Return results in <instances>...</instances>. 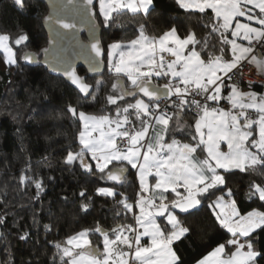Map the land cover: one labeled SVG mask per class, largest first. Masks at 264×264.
<instances>
[{
	"label": "snow or ice",
	"instance_id": "obj_1",
	"mask_svg": "<svg viewBox=\"0 0 264 264\" xmlns=\"http://www.w3.org/2000/svg\"><path fill=\"white\" fill-rule=\"evenodd\" d=\"M84 2L91 15L94 0ZM175 3L188 14L187 21L195 19L218 34L224 45L219 54L209 51L205 58L207 40L198 39L195 31L181 36L173 26L161 35H149L144 24H140L135 38L111 42L106 49L95 39L93 31L91 54L87 55L82 45V51L76 54L77 59H86L92 72L106 57L115 77L111 88L116 94L107 98L115 106V115L87 114L69 105L67 111L80 123V148L69 151L64 162L68 166L78 163L85 173L92 174L90 156L95 171L102 174L101 179L113 182L111 186L97 188L98 196L116 199L117 185L134 187L129 181L130 170H135L139 190L133 197L121 193L122 198L117 200L125 215L132 214L133 222H117L110 230L97 225L70 236L63 244L56 243L61 264H183L174 245L186 239L190 229L185 226L187 216L181 214L195 215L194 210H200L205 199L218 191L223 193L230 175L236 171L264 174V95L251 90V84L246 91L240 87L245 63L264 76V52L256 51L257 47L264 49V0ZM15 4L22 5V0H15ZM153 4L154 0H99L100 27L111 30L124 13L148 15ZM239 17L247 22H240ZM96 19L93 17V30L97 27ZM44 22L59 24L65 30L75 27L51 16ZM27 39L20 35L15 43L21 45ZM64 39V33L57 31L48 40V47L42 49L44 63L87 96L93 86L78 75L70 59L55 54L58 41ZM8 40L7 35H0V49L6 57L12 55ZM49 53H53L51 60L47 59ZM23 58L34 60L27 53ZM49 84L52 88L61 87L64 80L52 79ZM99 86L97 81L96 87ZM221 101L230 107L226 110ZM191 113H195L194 132L193 125L180 122L182 114ZM185 128L189 130L177 139L175 133ZM189 136L191 139L187 140ZM200 152L206 155L201 158ZM28 179L31 178L20 177L21 182ZM33 183L39 197L44 191L42 183ZM249 188V198L258 197L264 202V186L251 183ZM79 195L91 201L84 191ZM232 196L229 189L208 204L219 227L231 238L219 243L197 264L264 261V249L258 246V238L264 233V212L242 215ZM90 207L89 202H81L82 212H88ZM44 228L51 231L49 225ZM92 233L102 237V251L92 246ZM20 239L27 241L30 237L25 232Z\"/></svg>",
	"mask_w": 264,
	"mask_h": 264
},
{
	"label": "trees",
	"instance_id": "obj_2",
	"mask_svg": "<svg viewBox=\"0 0 264 264\" xmlns=\"http://www.w3.org/2000/svg\"><path fill=\"white\" fill-rule=\"evenodd\" d=\"M94 10L100 27L102 18L96 4ZM45 14L46 7L35 0H24L22 8L14 5L12 0H0V35L9 37L15 61L7 63L0 51V264H61L56 243L63 244L70 236L97 225L110 230L117 222H130L129 214H124L117 200L122 198L121 193L133 197L136 191L134 175L130 171L129 181L134 187L127 184L116 187V199L98 196L97 188L111 184L101 179L102 174L95 171L92 163V174L85 173L78 163L74 166L65 164L68 152L80 148L78 134L81 130L79 121L67 111L68 106L87 114L114 115L115 106L109 104L107 98L116 94L111 88L115 77L109 71L105 57L104 74L96 79L86 78L93 85V91L83 99L65 82L61 87L52 88L49 81L61 78L49 75L43 66L25 65V53L31 52L39 58L46 46L41 25ZM187 15L175 0H154L148 15L124 13L111 30L100 27V41L106 49L111 42L135 38L140 24L145 25L149 35L157 36L175 26L181 36L195 31L198 39L207 40L205 58L209 51L219 54L224 45L218 34L195 19L187 21ZM193 15L199 16L198 13ZM20 35H26L28 39L17 45L15 40ZM197 47L199 50L200 46ZM78 74L86 73L79 69ZM97 81L100 82L99 88L96 87ZM117 103L123 104V101ZM182 118L187 125H192L194 116L182 114ZM190 139L189 136L187 140ZM21 175L31 179L21 182ZM34 180H39L44 188L39 197ZM251 183L264 186V174L236 171L230 175L223 193L218 191L205 199L201 209L194 210L195 215L181 214L187 216L185 226L190 229L187 238L174 245L183 264H194L219 243L231 238L219 227L208 207L215 196L231 189L232 198L242 215L254 210L264 212V202L248 196ZM81 191L91 197V201L80 197ZM82 201L91 204L86 213L81 211ZM117 212L122 215L117 216ZM44 225H49L51 231H46ZM25 232L30 237L27 241L20 239ZM89 239L92 246L101 249L102 237L92 233ZM258 246L264 249V233L258 238Z\"/></svg>",
	"mask_w": 264,
	"mask_h": 264
},
{
	"label": "water",
	"instance_id": "obj_3",
	"mask_svg": "<svg viewBox=\"0 0 264 264\" xmlns=\"http://www.w3.org/2000/svg\"><path fill=\"white\" fill-rule=\"evenodd\" d=\"M23 1L22 5H16L15 0H12L13 4L16 5L19 8L23 7ZM40 3H42L46 7V14L43 17L41 21L42 28L46 35V46L48 47V40L53 38L55 36V32H61L64 33L66 39L62 41H58V47L55 49V54L67 57L70 59L73 63V67L78 73L79 69H82L86 74L80 75L85 77V79L88 77L90 79H96L100 78L105 71V63L103 60V63L100 64V66L96 69L95 72L89 71V65L86 61V59H77L76 54L80 53L82 51L81 45L83 46V50L87 55H90V48L89 45L92 42L93 39V31L95 33V39L100 40L101 36V28L97 25V27L93 30V17H95V10L93 8L92 14H89L88 7L85 5L84 0H72V3H69L68 0H35ZM97 0H94V4H96ZM53 17L54 19L62 20L65 23L73 24L75 27L71 30H65L59 27V24H52L45 23V19L47 17ZM78 29H83L82 31H77ZM75 36L77 39L72 40L71 38ZM71 41V43H69ZM66 50V51H65ZM26 54V53H25ZM24 54V55H25ZM27 54H31L34 56V60L29 61L25 60L23 58V62L25 65L29 67H40L43 66L47 73L51 76L60 77L64 80V82L69 85L72 89H74L83 99L88 98L92 91L93 87L90 89V94L85 96L84 94H81L68 82L65 78L60 76L58 73H54L50 70L48 65L44 63L46 57L43 51L41 50V54L38 58L37 55H34L31 52H27ZM53 53H49L47 59H52ZM24 57V56H23ZM79 75V74H78ZM92 85V84H90ZM93 86V85H92ZM106 181V180H105ZM109 184H113L111 181H106ZM116 187H121L120 185H117Z\"/></svg>",
	"mask_w": 264,
	"mask_h": 264
},
{
	"label": "built area",
	"instance_id": "obj_4",
	"mask_svg": "<svg viewBox=\"0 0 264 264\" xmlns=\"http://www.w3.org/2000/svg\"><path fill=\"white\" fill-rule=\"evenodd\" d=\"M257 53L264 52V49H261L260 47H257L256 49ZM243 77L240 80V87L242 90H249L248 85H252V89H256L259 92V95H264V77L259 75L257 70L254 66L248 65L245 63L243 69ZM164 81H160V83H163ZM163 103V102H162ZM212 104V102H209ZM221 104L223 107L227 110L230 106L227 104L226 101H221ZM192 116H195V113H191ZM92 164L95 167V162L92 161Z\"/></svg>",
	"mask_w": 264,
	"mask_h": 264
},
{
	"label": "crops",
	"instance_id": "obj_5",
	"mask_svg": "<svg viewBox=\"0 0 264 264\" xmlns=\"http://www.w3.org/2000/svg\"><path fill=\"white\" fill-rule=\"evenodd\" d=\"M143 14V13H142ZM240 22H242V23H244V22H247L243 17H239V18H237ZM257 27H258V25H256ZM229 38H231L230 37V34H229ZM238 43H243V44H246L247 42L246 41H238ZM229 48H230V45H229ZM256 69V68H255ZM257 70V69H256ZM257 72H258V70H257ZM264 77V76H263ZM246 91V90H245ZM253 91H255L256 93H257V95H259V92H258V90H256V89H253ZM115 115V114H114ZM254 115V114H253ZM182 124H184V125H187L188 123L183 119V118H181V121H180ZM172 123H175V121H173ZM192 125H193V127L191 128V131H193L194 132V119H193V123H192ZM189 129H187V128H185V129H183V130H181V131H177L176 133H175V135H176V138L177 139H182L181 137H179V134H182L183 132H185V131H188ZM183 142H187V140H184ZM223 148H224V150L226 151L227 149H226V146H222ZM204 155H206V153H202V152H200V156H201V158L204 156ZM89 158V160H90V162L92 163V161H91V157L89 156L88 157ZM111 166V165H110ZM132 173H133V175H134V179H135V170H130ZM151 179V178H150ZM135 183H136V191H138L139 190V187H138V181H136L135 180ZM232 200H233V198H231ZM210 210H211V212H212V209L210 208ZM217 211H219V209H217ZM255 211V210H254ZM137 212H138V210H137ZM251 212V211H250ZM249 213V212H248ZM248 213H246V214H244V215H247ZM129 214V216H130V222H133L132 221V214L131 213H128ZM215 217V216H214ZM230 234V233H229ZM231 235V234H230ZM67 240V239H66ZM178 242V241H177ZM176 242V243H177ZM66 246V245H65ZM94 247V246H93ZM214 249V248H213ZM212 249V250H213ZM101 251L103 250V244H102V247H101V249H100ZM212 250H210V251H212ZM76 251H79V250H76ZM209 251V252H210ZM208 252V253H209ZM208 253H206L205 255H207ZM204 255V256H205ZM204 256H202L200 259H202ZM199 259V260H200ZM198 260V261H199ZM198 261H196L194 264H197V262Z\"/></svg>",
	"mask_w": 264,
	"mask_h": 264
},
{
	"label": "rangeland",
	"instance_id": "obj_6",
	"mask_svg": "<svg viewBox=\"0 0 264 264\" xmlns=\"http://www.w3.org/2000/svg\"><path fill=\"white\" fill-rule=\"evenodd\" d=\"M96 10H97V12H98V14H99V0H97V2H96ZM101 18H102V17H101ZM8 47L11 48V50H12V55H11V56H8V57H6V54H5L4 50H3V49H0V51H1V52L3 53V55H4L5 61H6L7 63H9V62H8L9 60H14V51H13V47H12V45H11L10 40H8Z\"/></svg>",
	"mask_w": 264,
	"mask_h": 264
}]
</instances>
